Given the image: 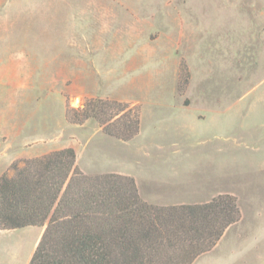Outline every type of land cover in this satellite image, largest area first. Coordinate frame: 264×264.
<instances>
[{"label": "rangeland", "instance_id": "374dc122", "mask_svg": "<svg viewBox=\"0 0 264 264\" xmlns=\"http://www.w3.org/2000/svg\"><path fill=\"white\" fill-rule=\"evenodd\" d=\"M94 98L133 107L139 133L67 120ZM0 116L28 138L0 124V176L72 148L89 176L184 178L181 201L240 212L192 264H264V0H0ZM43 230H0V264H28Z\"/></svg>", "mask_w": 264, "mask_h": 264}, {"label": "trees", "instance_id": "16d2710c", "mask_svg": "<svg viewBox=\"0 0 264 264\" xmlns=\"http://www.w3.org/2000/svg\"><path fill=\"white\" fill-rule=\"evenodd\" d=\"M66 118L91 119L122 142L140 130L138 111L113 99H88ZM9 170L0 176V230L44 228L28 264H192L240 219L227 194L151 205L130 176L81 172L72 148L13 162Z\"/></svg>", "mask_w": 264, "mask_h": 264}, {"label": "crops", "instance_id": "0c3cea01", "mask_svg": "<svg viewBox=\"0 0 264 264\" xmlns=\"http://www.w3.org/2000/svg\"><path fill=\"white\" fill-rule=\"evenodd\" d=\"M11 115V114H10ZM7 119L9 121H7ZM12 116L3 117L0 116V124L5 127L9 126L13 128L14 134V142L24 141L28 138L24 137L27 133L26 129L22 127L20 124L15 123L11 126ZM141 124V119H140ZM11 128V129H12ZM4 131V130H3ZM6 134V133H5ZM24 135V136H23ZM11 143H6L5 148L1 149H9ZM21 157V156H20ZM23 158H32L31 154H23ZM8 164L6 165V167ZM129 176V175H128ZM184 178H136L134 180L138 187L139 194L141 198L146 200L148 203L152 205L158 206H169L175 204H197L198 202H190V201H181L186 197L185 192V181Z\"/></svg>", "mask_w": 264, "mask_h": 264}]
</instances>
